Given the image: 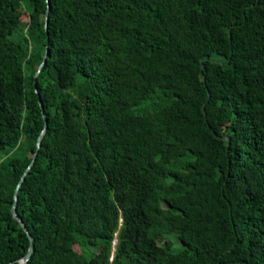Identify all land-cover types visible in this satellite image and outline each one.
<instances>
[{"label": "trees", "instance_id": "trees-1", "mask_svg": "<svg viewBox=\"0 0 264 264\" xmlns=\"http://www.w3.org/2000/svg\"><path fill=\"white\" fill-rule=\"evenodd\" d=\"M46 8L0 0V264L39 100L26 264H264V0Z\"/></svg>", "mask_w": 264, "mask_h": 264}, {"label": "water", "instance_id": "water-1", "mask_svg": "<svg viewBox=\"0 0 264 264\" xmlns=\"http://www.w3.org/2000/svg\"><path fill=\"white\" fill-rule=\"evenodd\" d=\"M46 3H47V8H46V13H45V29L47 31L50 0H46ZM48 53H49V47L46 45L45 52H44V55H43V59H42L41 63L39 64V66H38V68H37V70L35 72V75H37V73L41 70L42 66L44 65V63H45V61L47 59ZM34 87H35V90L38 91L37 86H36V81H34ZM38 95H39V93H38ZM39 102H40V106H41V109H42V116H43V119H44V127H43V129L41 130L40 134L37 137L36 150L33 153L32 159H31L30 163L28 164V166L26 167V169L23 171V173H22V175H21V177H20V179H19V181L17 183V186H16V188L14 190V202H13L12 207H11V211H12L13 216L18 220V222L22 226L23 230L27 233V235L29 237V240H30V243H29V246H28V250H27V252L24 255H22L18 260H13V261L7 262L5 264H26L28 259H29V257L31 256V253H32L33 249H34V247H33V236L29 233L25 222L23 221L22 217L17 212V210H16V202H17V198H18L19 186L21 185V183L25 179V176H26L29 168L31 167L32 163L35 160L38 148L41 145L42 135H43V133L46 130V127H47V118H46V114L43 111V104H42V102L40 100H39ZM223 138H226L228 140V143H229L230 139H229L228 136H224Z\"/></svg>", "mask_w": 264, "mask_h": 264}, {"label": "rangeland", "instance_id": "rangeland-1", "mask_svg": "<svg viewBox=\"0 0 264 264\" xmlns=\"http://www.w3.org/2000/svg\"><path fill=\"white\" fill-rule=\"evenodd\" d=\"M171 237H173L174 238V240H175V246H176V248H178L179 247V242H178V239L177 238H175L173 235H171Z\"/></svg>", "mask_w": 264, "mask_h": 264}]
</instances>
